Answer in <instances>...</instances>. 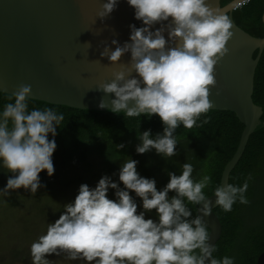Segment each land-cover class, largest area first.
I'll return each instance as SVG.
<instances>
[{
  "label": "clouds",
  "instance_id": "9594fccd",
  "mask_svg": "<svg viewBox=\"0 0 264 264\" xmlns=\"http://www.w3.org/2000/svg\"><path fill=\"white\" fill-rule=\"evenodd\" d=\"M117 3L118 0H106L97 16H108ZM127 3L144 26L129 25L130 42L121 46L112 40L115 50L105 46L101 52L112 64L126 53L131 58L112 73L110 82L96 89L115 96L108 104L102 98L98 106L104 109L110 104V111L123 112L128 117L157 115L164 125L163 134L151 138V131H144L138 136L140 143L135 151L144 154L155 149L163 157H173L177 155L176 129L181 125L192 129L202 115L213 109L210 89L216 86L217 64L229 53L227 44L233 36V24L206 0ZM155 24L161 26L150 30ZM171 42H175L174 47ZM31 90V85H19L8 97H14V103L5 104L0 113V163L14 174L0 190L3 196L20 188L35 194L42 187L41 171L49 177L55 171L52 156L57 145L48 136L57 135L56 129L65 117L52 108L29 111ZM125 146L122 143L115 147ZM137 163L128 159L122 164L119 181L124 189L108 176L101 177L94 189L81 184L74 202L65 204L59 218L47 224L45 234L31 243V264H57L46 258L53 254L87 264H235L233 257H213L216 248L208 243L210 232L200 215L189 219L193 212L185 200L202 205L198 212L203 216L211 213L204 192L211 177L204 175L194 181L193 165L184 163L181 174L169 172L168 183L158 191L154 179L139 175ZM252 179L249 174L242 186L218 185L214 189L215 204L225 212L232 211L237 201L249 204L245 193ZM109 188L116 190L115 200L108 198ZM129 190L142 200L145 211L156 210L158 222L145 219L144 212L137 214V204ZM169 192L175 195L169 198Z\"/></svg>",
  "mask_w": 264,
  "mask_h": 264
},
{
  "label": "water",
  "instance_id": "95a60500",
  "mask_svg": "<svg viewBox=\"0 0 264 264\" xmlns=\"http://www.w3.org/2000/svg\"><path fill=\"white\" fill-rule=\"evenodd\" d=\"M220 1L206 0V3L229 17L233 36L227 44L229 53L216 66V86L210 89L209 99L213 109L234 113L244 125L238 147L222 171L219 185L223 187L228 184L229 174L242 156L249 136L263 126L262 109L253 103L252 93L264 36L256 38L235 25L233 9L244 0H231L224 6ZM105 2L0 0V92L11 95L19 85H31L32 100L79 110L112 112L110 104L104 109L98 105L102 98L108 104L115 99L114 94L96 89L110 82L112 73L119 70L120 64H127L131 56L126 53L118 63L112 64L101 52L105 46L110 51L115 50L112 40L121 46L130 42L129 25L137 28L144 25L135 19V9L127 0H118L115 10L108 16H97ZM262 22L264 24V12ZM160 26L155 24L150 30ZM171 46L174 47L175 42H171ZM208 200L211 213L203 216L198 212L202 205H198L196 214L209 229L208 243L215 245L222 227L214 213L218 207L214 194L208 196ZM256 264H264V251L257 257Z\"/></svg>",
  "mask_w": 264,
  "mask_h": 264
},
{
  "label": "trees",
  "instance_id": "16d2710c",
  "mask_svg": "<svg viewBox=\"0 0 264 264\" xmlns=\"http://www.w3.org/2000/svg\"><path fill=\"white\" fill-rule=\"evenodd\" d=\"M230 1L221 0V6ZM263 12L264 0H250L248 4L232 12V19L237 27L256 38H262ZM257 51L253 53V58L256 57ZM9 95L0 92V113L5 104L14 103V97L9 100ZM252 100L262 109L260 120L263 126L255 129L249 136L243 154L228 178V184L242 186L248 175H252L253 179L249 181L245 193L250 203L244 205L237 201L230 212L223 211L219 206L214 209L222 231L215 243L216 251L213 257H233L235 264H256L257 257L264 251V198H261L264 192L261 196L260 191L262 181L264 182V48L255 69ZM28 107L29 111L52 108L65 117L61 126L56 129L57 135L48 136L49 140H55L57 147L52 156L55 169L53 175L49 177L46 171L39 174L40 182L45 185L71 173H86L93 181H97L95 179L99 176L112 173L119 175L122 164L132 159L138 161L136 168L139 175L154 179L156 188L160 191L169 181V172L180 175L182 165L190 163L194 169V181L204 175L211 177V184L204 189L208 197L214 194V189L219 185L222 171L233 157L244 128L234 113L212 109L202 115L197 121V126L192 129H186L183 125L178 127L174 133L178 142L177 155L163 157L157 154L155 149L144 154L135 151L140 143L138 136L144 131L150 130L151 138L163 134L164 125L155 114L151 117L143 114L140 117H128L123 112L79 110L37 100L28 101ZM205 119L207 123H203ZM122 143L126 145L124 148L115 147ZM13 175L0 163V190ZM174 195V192L168 193L169 198ZM185 203L193 212L189 219L194 218L198 205L187 200ZM154 214L158 219L156 210ZM147 216L152 219L149 214Z\"/></svg>",
  "mask_w": 264,
  "mask_h": 264
},
{
  "label": "rangeland",
  "instance_id": "374dc122",
  "mask_svg": "<svg viewBox=\"0 0 264 264\" xmlns=\"http://www.w3.org/2000/svg\"><path fill=\"white\" fill-rule=\"evenodd\" d=\"M106 176L112 182L117 183L119 188L124 189L117 173ZM100 178L99 176L95 179L97 181H93L87 177L86 173L83 175L71 173V175L61 176L49 185L40 182L42 187L35 194L20 188L9 190L8 196L0 195V264H31V243L40 235L45 234L47 224L54 223L59 218L64 211L65 204L74 202L81 184H87L94 189ZM115 191L109 188L107 193L109 199H116ZM260 191L262 196L263 181ZM129 194L137 204V214L144 212L145 219H149L147 216L149 214L155 222H158L154 209L145 211L142 207V200L136 196L135 192L129 190ZM7 204H16V206ZM46 258L57 261V264H87L84 260L70 261L54 254Z\"/></svg>",
  "mask_w": 264,
  "mask_h": 264
},
{
  "label": "built area",
  "instance_id": "2783aa9c",
  "mask_svg": "<svg viewBox=\"0 0 264 264\" xmlns=\"http://www.w3.org/2000/svg\"><path fill=\"white\" fill-rule=\"evenodd\" d=\"M249 2H250V0H244L242 3H240L239 5H237V6L234 8V10H236L237 8H239V7L243 6V5L248 4Z\"/></svg>",
  "mask_w": 264,
  "mask_h": 264
}]
</instances>
